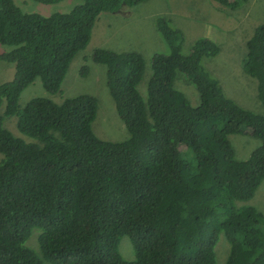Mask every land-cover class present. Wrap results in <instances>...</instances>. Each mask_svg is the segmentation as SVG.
I'll return each mask as SVG.
<instances>
[{
	"label": "trees",
	"instance_id": "obj_1",
	"mask_svg": "<svg viewBox=\"0 0 264 264\" xmlns=\"http://www.w3.org/2000/svg\"><path fill=\"white\" fill-rule=\"evenodd\" d=\"M143 1L74 0L66 13L43 16L0 0V62L13 67L10 80L0 82V264H264V213L247 204L264 179V23L241 55L261 114L225 96L203 66L218 54L216 44L199 38L183 55L182 33L162 18L155 30L169 52L151 57L144 97L140 54L91 55L105 67L128 135L123 142L93 134L97 106L90 95L18 104L35 80L47 95L59 94L98 17ZM208 1L233 12L248 0ZM179 73L196 91L194 107L173 88ZM5 118L29 141L9 132ZM244 134L259 145L237 161L227 137ZM123 236L132 261L117 251ZM218 239L227 245L222 263Z\"/></svg>",
	"mask_w": 264,
	"mask_h": 264
},
{
	"label": "rangeland",
	"instance_id": "obj_2",
	"mask_svg": "<svg viewBox=\"0 0 264 264\" xmlns=\"http://www.w3.org/2000/svg\"><path fill=\"white\" fill-rule=\"evenodd\" d=\"M13 2L21 10L40 12L44 14L43 16H47L55 12L66 13L72 7L74 0L45 6L34 4L29 0H13ZM158 18L168 21L169 26L182 33L180 51L183 55L188 54L191 44L199 38L208 39L216 44L219 49L218 54L214 58L203 60V66L218 80L225 96L243 109L255 114L262 113L256 97V83L242 72L241 55L245 52L244 43L251 36L254 28L264 23V0H248L233 12L216 10L208 0H144L131 9L122 7L116 14H101L91 32L88 45L71 60L59 94L47 95L38 80H35L20 94L18 104L23 106L29 99L35 97H45L59 103L65 98L81 94L90 95L96 99L97 106L91 124L93 134L99 140L123 142L128 135L116 116L113 102L108 94L105 85V67L94 63L91 55L96 49L140 54L144 62V70L138 91L144 97L145 86L151 75V57L169 52L155 30V22ZM82 67L87 68L85 74H80ZM12 68L0 62V82L10 80ZM173 88L182 93L192 107L198 104L195 89L180 73L176 74ZM2 111L1 108L0 113ZM4 120V127L9 132L29 141L16 132L12 118ZM227 139L237 161L246 160L259 145L256 138L246 134L228 136ZM247 204L256 211L264 213V179ZM220 242L224 243L223 239L220 241L218 239L215 250L216 256L222 263L227 254V245L225 243L219 245ZM117 251L125 261H132L134 258L128 238L125 236L119 239Z\"/></svg>",
	"mask_w": 264,
	"mask_h": 264
}]
</instances>
